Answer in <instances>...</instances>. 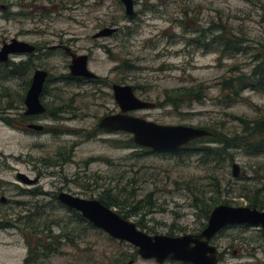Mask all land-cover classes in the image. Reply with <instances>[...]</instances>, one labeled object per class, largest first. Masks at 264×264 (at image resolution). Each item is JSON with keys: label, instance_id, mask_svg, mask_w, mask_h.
I'll use <instances>...</instances> for the list:
<instances>
[{"label": "rangeland", "instance_id": "obj_1", "mask_svg": "<svg viewBox=\"0 0 264 264\" xmlns=\"http://www.w3.org/2000/svg\"><path fill=\"white\" fill-rule=\"evenodd\" d=\"M134 12V19L126 18L119 0H0V48L13 38L51 47L62 37L73 53L88 55V68L98 77L96 83L75 86L54 83L69 74L71 58L63 51L50 57L37 54L36 64L50 73L41 100L53 116L38 119L45 132H32L20 103L29 76L8 79L0 71V196L7 199L0 205V219L8 215L11 223L20 214L33 227L13 222L0 229V264H24L26 258L27 264H123L135 254L131 245L78 222L73 211L53 199L60 191L98 200L109 189L111 198L134 213L130 221L142 219L153 230L150 235L172 236L195 234L205 222L193 207L196 196L205 203L209 197L228 200L233 207H246L249 191L264 196V154L252 157L231 150L215 162L196 156L180 161L148 153L133 142L127 147L130 134L98 128L103 116L119 112L113 84L130 85L139 99L155 103L154 109L131 115L158 124L213 128L233 138L242 133L243 123L252 126L264 119V93L245 90L226 105L228 92L219 85L234 64L239 73H251L258 63L254 56L264 53V0H134ZM212 23L223 26L227 35L240 36L245 53L221 58L195 48L190 42L194 32ZM105 27L118 30L111 37L92 39ZM198 84L205 88L199 103L160 105L172 91ZM205 143L209 141L199 144ZM233 163L239 166L236 178ZM17 172L39 181L23 185L15 178ZM34 201L52 207L19 204ZM244 226H230L211 241L221 263L264 264L262 231ZM50 237H58L59 249L32 258L29 250L55 242ZM135 264L157 263L137 257Z\"/></svg>", "mask_w": 264, "mask_h": 264}, {"label": "water", "instance_id": "obj_2", "mask_svg": "<svg viewBox=\"0 0 264 264\" xmlns=\"http://www.w3.org/2000/svg\"><path fill=\"white\" fill-rule=\"evenodd\" d=\"M119 1L124 7L126 16H133L134 0ZM117 30V27L102 28L93 34L92 39L111 37ZM34 50V46L15 38L4 41L0 48V64L8 62L13 55L29 54ZM64 51L71 58L68 69L72 77L87 80L98 79L88 68V55L74 54L68 47H64ZM47 75L44 70L34 71L24 97L25 115H40L45 112L40 97ZM111 91L119 112L103 116L98 122V128L105 131L128 133L136 146L147 148L155 153L173 152L193 140L211 135L203 128L158 124L133 116L131 112L154 109L155 103L139 99L130 85L113 84ZM28 128L36 131L42 130V127L38 125H29ZM231 171L234 178L238 177L237 163L231 165ZM18 179L27 183L32 182L27 181L23 174H19ZM57 200L79 213L93 227L103 231L112 239L131 245L135 249V255L142 260H154L157 264L166 261L185 264H223L218 261L217 248L210 244L211 240L223 229L229 226L245 225L256 227L264 234V210L247 206L218 205L210 212L205 227L199 233L169 236L150 235L140 230L134 222L123 218L97 199H84L70 193L60 192ZM124 264H135V262L129 259Z\"/></svg>", "mask_w": 264, "mask_h": 264}, {"label": "trees", "instance_id": "obj_3", "mask_svg": "<svg viewBox=\"0 0 264 264\" xmlns=\"http://www.w3.org/2000/svg\"><path fill=\"white\" fill-rule=\"evenodd\" d=\"M126 18L134 19L135 13L133 16ZM223 26L219 24L212 23L210 25V28L207 30H200L194 32L193 38L190 39V42L193 44V46L197 49L203 50L205 53L210 52H217L219 53L221 58H228V57H234L235 54L239 53H245V48L242 46L243 42L241 40V37L230 34L227 35V33L223 32ZM207 33L210 34V36L207 35ZM206 34V35H205ZM260 55V56H259ZM257 59V60H256ZM261 59V60H260ZM257 61V65L251 70V73L243 74L239 73L237 71V65L234 64L229 68V71L231 73L230 76H227L222 80V82L219 83L220 87L226 92H228V95H226V98L228 101L226 102V105H230L231 101L233 99L240 98V95L245 90L255 91L258 93H264V53L259 54L257 53V56H254V61ZM35 63L28 60V61H20L18 63H13L11 61H8L6 63L0 64V71L5 75V78L13 79V78H23L25 76H29V73L34 69ZM60 80L64 82L67 86H75V85H81L84 82H93L96 83L97 80H85L80 77H72L70 74H67L65 76H61ZM29 84V78L27 79L26 86ZM27 88L25 90V93L27 91ZM202 84H198L195 87L191 88H183L180 90L172 91L171 93L167 94L165 96V100L163 103H161V106L166 105H172L175 108H178L181 104L188 102H200L205 97V91ZM25 94L21 95L20 97V103H23ZM231 100V101H230ZM221 105V102H220ZM11 107L8 104L6 109ZM58 113V112H56ZM47 114L53 116L52 110L47 109ZM7 118V117H6ZM3 120H9L8 118ZM240 120V119H238ZM244 128L241 134L234 136L233 138L226 137L223 133H218L213 128H203L211 133L210 136L200 138L193 140L189 142L188 144L184 145L183 147L173 151V152H160L164 156H172L176 157L180 161H184L185 158L190 157H198L200 159L199 161L208 163V162H215L218 159L226 158L229 155V152L231 150H243L246 155L252 156V157H259L264 154V119L251 124L252 126H249L248 124H244ZM208 140V144H213L215 146H209L208 144L203 145L199 144L203 141ZM132 145V141L129 140L127 147ZM147 149V148H146ZM148 153H153L151 150H146ZM159 154V153H158ZM230 161H232V157H229ZM67 161V159L65 158ZM109 189L106 190L105 195L98 196V200L104 204L105 206L111 208L116 207L118 208V211H116L117 214L122 216L125 219H128L131 216H134L133 212H129L122 208L120 205L121 203L116 199V197L111 198ZM204 194H202L203 197ZM246 195V201H247V207L249 208H255L257 210H264V196H260L257 192L249 191V194ZM196 202L193 207L197 210H199V214L202 215V218L205 222H207L208 217L210 215V212L213 210V208L217 205H230V202L228 200L220 201L218 198L214 199L212 197H209L210 203H205L204 200H200L198 202L199 198L196 196ZM207 200V199H206ZM199 203V204H198ZM24 206V205H23ZM69 211H73L67 208ZM29 209L27 210V212ZM73 216L78 222L86 223V225L89 228L96 229L98 231H101L95 227H93L89 222H87L85 219L81 217V215L75 211H73ZM8 215L5 217L2 216L0 219V229H6L10 227L13 223L14 224H21L24 225V228H30L32 230V226L28 227L27 224L29 223V218L27 216H20L17 215L14 220L10 223L9 220H7ZM24 220V223L22 224L21 221ZM205 222L201 224V228L198 232L201 231L202 228L205 227ZM137 228L140 230H145L146 233L150 234L153 230L149 229L143 222V220H139L136 223ZM244 226V225H243ZM246 227V226H244ZM228 228V227H227ZM147 229V230H146ZM226 229V228H225ZM36 230V229H35ZM34 230V231H35ZM46 230H49V228H46ZM224 230V229H223ZM221 231V233L223 232ZM35 231L34 233H36ZM103 232V231H101ZM197 232V233H198ZM104 233V232H103ZM154 233V232H152ZM220 233V232H219ZM263 238H264V234ZM108 236V235H107ZM172 236V235H169ZM47 237V236H46ZM109 237V236H108ZM52 240L53 238L50 237ZM58 237H56L55 242L50 243H44L35 249L34 255H32V258H35L39 255L45 257L49 254H52L56 252L59 249V241L56 240ZM111 240V237H109ZM49 240V241H50ZM65 240L72 244V242L69 240L67 236H65ZM47 240V242H49ZM41 252V253H40ZM137 256L133 254L131 256V259L134 261L136 260ZM129 260V259H128ZM28 259L26 258L24 260V264H27ZM117 262V261H116ZM125 262H123L124 264ZM115 264V263H114Z\"/></svg>", "mask_w": 264, "mask_h": 264}, {"label": "flooded vegetation", "instance_id": "obj_4", "mask_svg": "<svg viewBox=\"0 0 264 264\" xmlns=\"http://www.w3.org/2000/svg\"><path fill=\"white\" fill-rule=\"evenodd\" d=\"M20 41V40H19ZM24 42V41H23ZM3 43V42H2ZM27 43V42H26ZM28 44H30V45H32V46H34L35 47V50L32 52V53H29V54H16V55H13V56H11L10 57V60L9 61H11V62H13V63H18V62H20V61H28V60H30V61H32V62H34L35 64V67H34V69L29 73V84L28 85H30V83H31V78H32V75H33V73H34V71L35 70H37V69H40V70H44V71H46L47 72V74L49 75H47V81L45 80V82L46 83H48L49 81H50V79H49V77H50V73L48 72V70H46V68L45 67H41V64H39V65H37L36 64V62H38L39 60H38V58H35V56L37 55V54H39V57H43V55H45V56H48V57H50L49 55H51V56H53V53L54 52H61V51H63L65 54H67L65 51H64V47H66L65 46V43H64V40L62 39V37H60V38H58L57 39V41H55L54 42V44L51 46V47H47V45L46 44H42V45H39V44H35V43H28ZM71 52H72V50H71ZM73 53V52H72ZM74 54H76V53H74ZM68 56H69V54H67ZM78 55V54H77ZM70 57V56H69ZM12 58H16V61H12L11 59ZM82 79H84V78H82ZM85 80H87V79H85ZM54 83H58V82H60L61 80L59 79V78H55L54 80ZM87 82H89V81H87ZM46 83H44V86L46 85ZM43 86V91L42 92H44V87ZM29 87V86H28ZM28 89V88H27ZM43 94V93H42ZM42 94H41V97H40V100H41V98H42ZM41 103L43 104V102H42V100H41ZM23 105H24V100H23ZM43 106L45 107V112L43 113V114H40V115H25L24 114V112H23V114H22V117L25 119V121L26 122H30L29 124H27V126H26V128L29 130V131H32V132H45V128H44V126L43 125H40V124H38L37 122H38V119H40V118H44V116H46L47 115V108H46V105H44L43 104ZM24 108H25V106H24ZM25 111V110H24ZM110 115V114H109ZM29 125H38V126H41L42 127V130H40V131H36V130H32V129H29L28 128V126ZM19 174H23V173H21V172H17L16 173V175H15V178H16V180L19 182V183H21V184H23V185H26V186H33V185H36L37 183H38V181H39V177H35V178H29L27 175H25V174H23L26 178H27V181H32L31 183H27V182H24L23 180H21V179H18V175ZM17 188V187H16ZM29 191V190H28ZM30 192V195H32V196H37L38 194H37V191L36 190H31V191H29ZM60 192H64V191H60ZM60 192H57V194H54V200H56L61 206H63V207H65V208H67L66 206H64V204H62L61 202H59L58 200H57V195H58V193H60ZM67 193V192H66ZM3 199V201H1ZM7 203V199L4 197V196H0V205H5ZM16 203H19V202H16ZM19 204H22V205H26L27 206V204H30V205H34V207H32V208H34V209H46V208H51L52 206H48V205H46V204H44V203H40L39 201H34L33 203H31V202H21V203H19ZM69 209V208H68ZM71 210V209H70ZM210 244H211V242H210ZM213 245V244H212ZM216 247V246H215ZM29 253H30V255L32 256L33 255V253H35V251L34 250H32V249H30L29 250ZM219 256H220V254H219V252H218V250H217V258H218V261H219ZM166 262H173V261H166ZM166 262H164V263H166ZM220 262V261H219ZM164 263H162V264H164ZM221 263V262H220ZM182 264H185V263H182Z\"/></svg>", "mask_w": 264, "mask_h": 264}, {"label": "bare ground", "instance_id": "obj_5", "mask_svg": "<svg viewBox=\"0 0 264 264\" xmlns=\"http://www.w3.org/2000/svg\"><path fill=\"white\" fill-rule=\"evenodd\" d=\"M49 76V75H48ZM47 81V80H46ZM46 83V82H45ZM45 87V86H44ZM43 93V92H42Z\"/></svg>", "mask_w": 264, "mask_h": 264}]
</instances>
